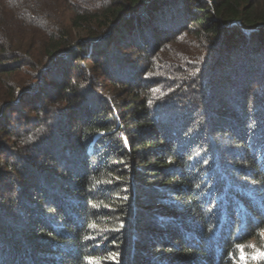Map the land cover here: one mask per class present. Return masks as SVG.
I'll return each mask as SVG.
<instances>
[{
  "label": "trees",
  "instance_id": "16d2710c",
  "mask_svg": "<svg viewBox=\"0 0 264 264\" xmlns=\"http://www.w3.org/2000/svg\"><path fill=\"white\" fill-rule=\"evenodd\" d=\"M263 59L264 0H0V264H264Z\"/></svg>",
  "mask_w": 264,
  "mask_h": 264
},
{
  "label": "rangeland",
  "instance_id": "374dc122",
  "mask_svg": "<svg viewBox=\"0 0 264 264\" xmlns=\"http://www.w3.org/2000/svg\"><path fill=\"white\" fill-rule=\"evenodd\" d=\"M257 62L259 64L257 66L263 67L261 60ZM242 250H243V253H244L243 255L245 258H247V256H252V257H256L258 255L264 256V230L259 234V236L256 239L251 240L249 242V245H247L245 249L244 247H242Z\"/></svg>",
  "mask_w": 264,
  "mask_h": 264
}]
</instances>
